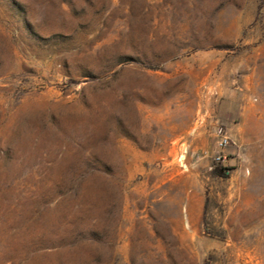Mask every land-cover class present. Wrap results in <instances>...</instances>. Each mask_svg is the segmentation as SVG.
Masks as SVG:
<instances>
[{
	"label": "rangeland",
	"instance_id": "374dc122",
	"mask_svg": "<svg viewBox=\"0 0 264 264\" xmlns=\"http://www.w3.org/2000/svg\"><path fill=\"white\" fill-rule=\"evenodd\" d=\"M0 264H264V0H0Z\"/></svg>",
	"mask_w": 264,
	"mask_h": 264
},
{
	"label": "built area",
	"instance_id": "2783aa9c",
	"mask_svg": "<svg viewBox=\"0 0 264 264\" xmlns=\"http://www.w3.org/2000/svg\"><path fill=\"white\" fill-rule=\"evenodd\" d=\"M224 142H226L225 138L220 142V144H223Z\"/></svg>",
	"mask_w": 264,
	"mask_h": 264
}]
</instances>
